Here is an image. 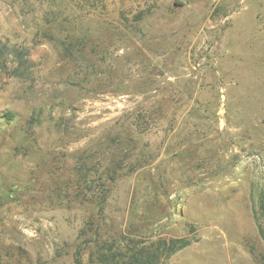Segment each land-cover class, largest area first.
Wrapping results in <instances>:
<instances>
[{"label": "rangeland", "instance_id": "1", "mask_svg": "<svg viewBox=\"0 0 264 264\" xmlns=\"http://www.w3.org/2000/svg\"><path fill=\"white\" fill-rule=\"evenodd\" d=\"M0 41V264H74L113 167L106 227L195 237L160 264H258L264 0H0Z\"/></svg>", "mask_w": 264, "mask_h": 264}, {"label": "trees", "instance_id": "2", "mask_svg": "<svg viewBox=\"0 0 264 264\" xmlns=\"http://www.w3.org/2000/svg\"><path fill=\"white\" fill-rule=\"evenodd\" d=\"M20 1L22 4L28 3V0ZM52 19L49 20V23L51 28L55 27L52 28L54 30L64 29L66 25L71 23L70 19L62 15L55 16ZM88 39L83 32L76 37L73 49L76 57L83 63L84 68L93 69L94 63L92 62V58H94V53L91 49L87 50ZM8 53L7 45L0 41V67H5L12 63V59L9 58ZM4 117L10 120L13 118V114L7 112L4 114ZM111 163H113V160H109V164ZM107 169L105 168L97 177L99 180L102 177L105 179L100 185L95 184V181L99 180H91L90 182L89 188H92V184H94V189L101 186L102 190L101 195L98 193L94 196V199L91 198L93 196L87 198L89 202L93 203V212L79 232L78 236L82 238L78 242L73 254L74 264H83L81 257L83 252H87L89 264H160L163 260L169 258L195 240V237L192 236L154 235L152 237L143 231L133 229L132 226L127 227L125 230L117 231L113 228L111 222L106 227V219L102 215L103 204L109 188L105 186V182L113 183L120 175L115 170V167L109 169L110 171H107ZM80 179L82 178L80 177ZM80 195L82 194L75 195V199H83L79 197ZM259 208L260 213H257L253 208V216L264 246V196L262 194L259 196ZM256 259L258 264H264L263 254Z\"/></svg>", "mask_w": 264, "mask_h": 264}]
</instances>
